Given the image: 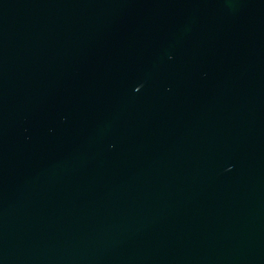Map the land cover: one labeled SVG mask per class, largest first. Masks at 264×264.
Listing matches in <instances>:
<instances>
[{
	"label": "water",
	"instance_id": "water-1",
	"mask_svg": "<svg viewBox=\"0 0 264 264\" xmlns=\"http://www.w3.org/2000/svg\"><path fill=\"white\" fill-rule=\"evenodd\" d=\"M0 264H264V0H0Z\"/></svg>",
	"mask_w": 264,
	"mask_h": 264
}]
</instances>
